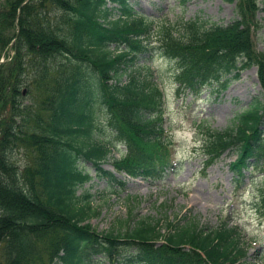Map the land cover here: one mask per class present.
Wrapping results in <instances>:
<instances>
[{
  "label": "rangeland",
  "instance_id": "374dc122",
  "mask_svg": "<svg viewBox=\"0 0 264 264\" xmlns=\"http://www.w3.org/2000/svg\"><path fill=\"white\" fill-rule=\"evenodd\" d=\"M59 1L61 5L51 2L46 17L58 23L61 6L79 2V19L84 23L75 20L66 35L90 58L75 60L77 63L68 57L48 62L52 71L63 73L58 79L61 84L68 75L82 74L89 80L76 92L75 102L67 110L66 92L72 88H64L61 102L58 96L63 91L56 84L51 87L53 84L49 83L48 88H54L51 95L43 89L49 98L54 95L51 103L56 109L49 136L64 145L62 162L56 164L52 173L66 174L63 183L47 184L44 192L52 203L62 200L61 208H55L59 213L65 212L67 218L62 219L102 238L129 240L106 250L131 258L135 264H145L138 244L161 241L201 249L218 241L239 242L246 252V264H264V214L256 209L264 191V170L252 169L243 180L236 181L229 168L240 156L241 140L253 129L262 109L264 95L258 68L245 51L236 50L226 55L209 76L194 79V89L184 87L180 74L189 64H176L159 54L169 45V32L166 28L157 30L166 22L173 31V44L181 49L195 46L207 34L241 22L246 6L253 1L260 9L254 15L257 27L252 31L253 50L262 53L264 0ZM135 17H144L146 23L124 31L133 25ZM179 19H193L191 23L203 27L204 33L195 39H190L185 30L175 33L173 25ZM122 27L123 31L115 30ZM148 36L152 39L143 46ZM16 51L25 54L23 46ZM16 51L10 47L8 57ZM109 51L111 55L105 56L104 52L107 55ZM93 60L105 62L103 81L99 78L101 65L94 68L88 63ZM27 64L30 63L25 58L24 69L31 75L34 68ZM108 65L112 71L105 80ZM23 76L19 99L20 108L26 111L32 103V93L24 86L27 79ZM96 80L110 88L115 99L127 97L130 111L125 110L120 122L127 129L149 132L140 138L162 159L161 163L147 159L143 147L132 142L119 128L122 125L109 118L110 111L93 106L97 96L92 83ZM119 102L122 101L114 100L115 104ZM140 107L147 110L140 111ZM81 113L88 114V119H81ZM153 133L163 134V138H154ZM67 134L72 136L63 139ZM223 147H228L224 153H218L220 149L215 152ZM159 148L163 150L160 155ZM73 152L86 156L93 165L78 162ZM25 156L24 149L16 151L15 161L21 167ZM94 166L101 172L97 173ZM116 169L124 173L117 175ZM51 178L49 175L47 180ZM141 233L151 234V238L140 236ZM64 238L69 247L71 243L76 249L80 247L74 233L67 231ZM71 256L72 251L66 258ZM83 259L80 252L72 256L78 264L79 260L80 264H108L98 258L89 263Z\"/></svg>",
  "mask_w": 264,
  "mask_h": 264
},
{
  "label": "trees",
  "instance_id": "16d2710c",
  "mask_svg": "<svg viewBox=\"0 0 264 264\" xmlns=\"http://www.w3.org/2000/svg\"><path fill=\"white\" fill-rule=\"evenodd\" d=\"M52 1L60 5L62 2L30 0L21 8L18 19L19 35L14 45L12 43L16 33L15 19L23 0H0V59H5V62L0 64V264H51L59 250L65 254L62 259L64 263L71 264L72 256L77 249L72 243L70 247L68 246L64 238L67 231L74 233L76 240L82 244H98L101 240L98 235L91 236L87 231L77 229L66 222L65 212L59 213L55 210L56 207L61 208L62 200L58 198L52 203L44 192L47 184H61L66 177V174L52 173L56 164L62 162L61 151L64 145L57 143L53 136H49L51 123L56 118V109L51 103L54 101L52 99L54 95L51 98L48 96L53 94L54 88L49 89V83L53 84L51 87L56 84L63 91L59 92L60 102L65 93L64 88L65 91L72 88L71 91L66 92V110L71 102L72 104L75 102L77 86L86 85L82 79L75 76L67 77L62 84L59 83L58 79L62 75L60 70L53 72L52 79V70L48 62L59 55L86 61L89 58L81 53L79 47L71 44L66 35L74 21L81 18L79 2H69V5L65 3L61 6L62 17L58 12V23H54L52 19L46 17ZM258 10L259 8L252 1L246 6L241 22L207 34L204 41L195 46L188 45L181 49L173 44L175 40L169 34V45L165 47L167 53L179 58L184 65L189 64L181 75V83L194 89L192 83L194 79L209 76L226 55L236 50H243L258 68L257 77L264 95V52L258 54L254 52L251 38L252 31L257 27L254 15ZM79 20L82 21L78 24L84 23L83 19ZM132 23L133 25L126 26L125 30L123 27L115 30L126 31L131 27L139 28L141 25V23ZM183 30L188 32L190 39H195L204 33L203 27L192 23H182L177 32ZM108 38L119 41L118 38ZM12 46L15 47V51L18 46H23L25 54L22 56L16 51L12 57H8V51ZM84 47L89 48L88 45ZM178 52H182L183 55H177ZM104 55L110 56L111 53L108 52L106 55L104 52ZM25 58L34 68L31 75L24 69ZM88 62L95 68L97 64L101 65L98 72L101 75L100 80L103 81L102 77L106 73L105 62L103 60ZM110 71L112 68L108 65L105 80L108 79ZM23 75L27 79L24 86L32 93L30 97L32 103L26 107V111L20 108L22 99H19ZM43 89L49 90L50 93L47 95ZM98 89L99 95L108 101L109 108L121 112L123 117L126 115V109L130 111L127 97L115 99L117 97L111 94L110 88L102 83ZM114 100L122 102L115 104ZM48 109L51 114H45ZM45 115L47 119L44 118ZM87 115L81 113V119H88ZM121 128L129 133L128 138L132 142L141 145L144 149L147 147L138 136V128H131L133 130L131 131L123 124ZM70 136L72 135L67 134L63 139H69ZM227 148H216L215 152L220 149L218 153H221ZM19 149H24L26 152L22 167L15 161L16 151ZM253 168L264 170V100L253 129L241 140L240 156L230 165V169L239 178H243V174ZM49 175H52L51 180H47ZM261 194L259 211L264 214V193ZM104 240L107 243L111 241L107 238ZM80 243L78 244L81 245ZM141 245L145 264H242L245 258V251L239 246V242L218 241L205 249L195 246L186 249L169 242L161 245L154 243H141ZM108 248L113 247L109 245ZM71 251L72 256L66 258Z\"/></svg>",
  "mask_w": 264,
  "mask_h": 264
},
{
  "label": "bare ground",
  "instance_id": "6f19581e",
  "mask_svg": "<svg viewBox=\"0 0 264 264\" xmlns=\"http://www.w3.org/2000/svg\"><path fill=\"white\" fill-rule=\"evenodd\" d=\"M133 21H134V23L136 24V23L144 22L145 20H144V18H142V17H137V18H134ZM180 21H181L182 23L184 22L183 19H181ZM192 21H193V19H190V20H187V21H185V22H187V23H191ZM180 27H181V24L177 26L178 29H179ZM131 28H132V27H131ZM109 52H110V51H109ZM146 233H147V232H146ZM144 234H145V233H144ZM144 234L141 233L140 236L147 237L148 239L151 238V234H148V236H147V235H144Z\"/></svg>",
  "mask_w": 264,
  "mask_h": 264
}]
</instances>
